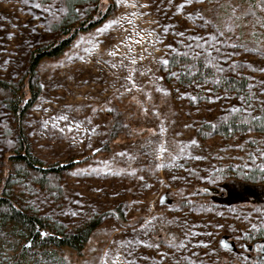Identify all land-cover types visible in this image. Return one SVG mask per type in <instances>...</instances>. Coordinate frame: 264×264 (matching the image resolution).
<instances>
[{
  "label": "rangeland",
  "instance_id": "rangeland-1",
  "mask_svg": "<svg viewBox=\"0 0 264 264\" xmlns=\"http://www.w3.org/2000/svg\"><path fill=\"white\" fill-rule=\"evenodd\" d=\"M114 3L61 54L40 60L41 91L20 122L36 157L77 160L62 175V197L29 177L7 188L23 208L68 228L107 214L81 252L28 254L29 264H264V246L249 249L264 241V131L252 123L264 128V0ZM93 7L78 5L76 20ZM65 15L63 0H0V80L25 84L33 50L59 37ZM182 57L243 74L249 86L186 76ZM231 120L247 126L198 135ZM18 124L0 99V185L20 150ZM9 234L0 264L20 248L18 231Z\"/></svg>",
  "mask_w": 264,
  "mask_h": 264
},
{
  "label": "trees",
  "instance_id": "trees-1",
  "mask_svg": "<svg viewBox=\"0 0 264 264\" xmlns=\"http://www.w3.org/2000/svg\"><path fill=\"white\" fill-rule=\"evenodd\" d=\"M88 0H63L65 17L57 25L59 37L50 45L34 49L29 59L26 83H10L0 80V99L3 105L15 114L19 120L18 133L20 150L14 151L10 156V165L3 176L0 185V237H8L10 231H18L20 248L11 264H29L28 254H45L52 256L62 253L63 247H71L81 252L85 243L95 227L102 221L107 213L95 215L75 228H68L59 220H49L39 213H33L20 206L8 191L18 178L29 177L38 185L49 187L55 200L62 197L60 181L65 172L70 171L77 160L66 163L48 164L36 157L30 150L26 139L22 118L40 94L38 80V64L43 57L57 56L71 43L79 31L90 29L102 22L115 7L114 0H109L104 6L101 0H90L94 3L93 14L82 21H77V6L85 4ZM255 51V48L248 46ZM205 61L195 57H182L177 63L180 71L193 79L205 80L207 83L224 89L239 90L249 86L247 77L234 74L220 73L209 67ZM26 89V90H25ZM258 131H264L258 120H253ZM245 122L231 120L227 123H207L198 130V135L207 137L215 134H225L231 130L245 129ZM113 213H117L114 210ZM122 218L125 215L120 214Z\"/></svg>",
  "mask_w": 264,
  "mask_h": 264
},
{
  "label": "snow or ice",
  "instance_id": "snow-or-ice-1",
  "mask_svg": "<svg viewBox=\"0 0 264 264\" xmlns=\"http://www.w3.org/2000/svg\"><path fill=\"white\" fill-rule=\"evenodd\" d=\"M36 6H37V7H40L39 4H37ZM193 39L195 40V39H197V38L194 37ZM212 39L215 40V37H213ZM190 47H191V45H190ZM197 47H199V45H197ZM209 47H211V46H209ZM217 51H218V49H217ZM184 55H187V53H184ZM207 55H208V56H211L212 53L209 51V52L207 53ZM164 63L167 65V64L169 63V61L165 60ZM208 66H209V67H213L214 65L212 64L211 61H209V65H208ZM222 70H223L222 68L219 69V71H222ZM193 99H195V98H193ZM239 111H240L239 108H233V109H230V110H229V112H239ZM261 119H264V118H261Z\"/></svg>",
  "mask_w": 264,
  "mask_h": 264
},
{
  "label": "flooded vegetation",
  "instance_id": "flooded-vegetation-1",
  "mask_svg": "<svg viewBox=\"0 0 264 264\" xmlns=\"http://www.w3.org/2000/svg\"><path fill=\"white\" fill-rule=\"evenodd\" d=\"M257 246L260 247L259 249H262V246H264V241H256V242L254 243V246H253V247L250 246L249 249H252V248L255 249Z\"/></svg>",
  "mask_w": 264,
  "mask_h": 264
},
{
  "label": "water",
  "instance_id": "water-1",
  "mask_svg": "<svg viewBox=\"0 0 264 264\" xmlns=\"http://www.w3.org/2000/svg\"><path fill=\"white\" fill-rule=\"evenodd\" d=\"M98 150H99L98 148H97V149H95V150H93V153H96Z\"/></svg>",
  "mask_w": 264,
  "mask_h": 264
}]
</instances>
